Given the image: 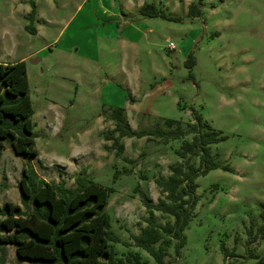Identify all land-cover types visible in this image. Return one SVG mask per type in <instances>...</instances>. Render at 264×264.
I'll return each instance as SVG.
<instances>
[{"label":"rangeland","instance_id":"1","mask_svg":"<svg viewBox=\"0 0 264 264\" xmlns=\"http://www.w3.org/2000/svg\"><path fill=\"white\" fill-rule=\"evenodd\" d=\"M192 1L200 14H190ZM145 2L169 17L143 15ZM21 59L38 153H16L4 138L0 218L6 200L31 210L19 181L22 167L32 165L37 177L70 188L79 174L114 187L105 209L117 239L109 244L123 264H264V0H0V62ZM113 106H124L135 129L166 128L167 117L186 127L194 109L224 135L210 144L211 155L231 169L196 177L184 240L163 232L169 242L155 243L166 245L161 262L133 234L148 224L144 199L164 197L156 178L184 161L176 149L193 134L119 137L125 147L118 154L107 138ZM154 213L155 223L174 221ZM0 264L30 262L15 243L0 241Z\"/></svg>","mask_w":264,"mask_h":264},{"label":"trees","instance_id":"2","mask_svg":"<svg viewBox=\"0 0 264 264\" xmlns=\"http://www.w3.org/2000/svg\"><path fill=\"white\" fill-rule=\"evenodd\" d=\"M139 10L143 15L169 17L154 2L143 3ZM35 12L33 6L28 16L33 19ZM189 12L192 15L200 14L199 3L192 1ZM26 27L32 32L36 31L31 23ZM128 95L133 99L131 92ZM32 114L25 60L0 62V155L4 138L9 139L16 153H38ZM109 116L115 123L107 138L113 139L118 154L125 147L119 137L164 135L167 138H180L188 133L193 134L190 140H183L176 149L184 161L170 164L171 172L156 178L164 197H159L156 202L144 199L148 224L142 226L138 234H133L134 244L161 262L167 252L166 245L156 247L155 243L161 240L169 242L168 238H163V232L179 238L181 243L184 240L183 229L198 199L196 177L215 167L231 169L228 164L215 161L211 155L210 144L224 138V135L194 109L193 121L188 122L186 127L177 119L167 117L166 128L160 125L132 128L126 120L124 106H113ZM194 155L200 157L199 165L194 164ZM129 169L126 168L127 171ZM76 181L77 185L70 188L64 180L55 183L39 178L32 165H24L19 181L21 201L31 203V210L25 213L19 203L6 200L1 209L3 217L0 218V230L6 232L0 234V241L15 243L16 253L30 264H123V258L117 257L109 244L110 239H117L111 233L110 214L105 209L114 187L82 174L76 176ZM155 209L172 214L174 221L155 223ZM261 237L264 238V232ZM222 249L225 255L231 253L225 246ZM134 257V260L126 259L132 263L139 262L138 253Z\"/></svg>","mask_w":264,"mask_h":264},{"label":"water","instance_id":"3","mask_svg":"<svg viewBox=\"0 0 264 264\" xmlns=\"http://www.w3.org/2000/svg\"><path fill=\"white\" fill-rule=\"evenodd\" d=\"M39 60V57H32L30 58L31 62H37Z\"/></svg>","mask_w":264,"mask_h":264}]
</instances>
